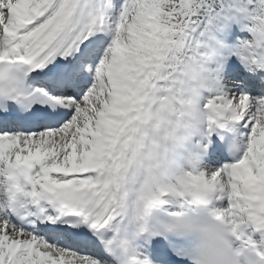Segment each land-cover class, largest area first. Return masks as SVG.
<instances>
[{"label": "snow or ice", "instance_id": "1", "mask_svg": "<svg viewBox=\"0 0 264 264\" xmlns=\"http://www.w3.org/2000/svg\"><path fill=\"white\" fill-rule=\"evenodd\" d=\"M0 264H264V0H0Z\"/></svg>", "mask_w": 264, "mask_h": 264}]
</instances>
